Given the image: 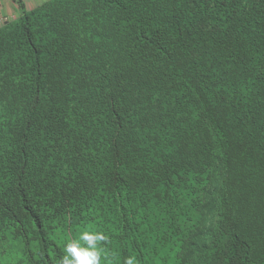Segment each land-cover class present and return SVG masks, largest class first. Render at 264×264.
Here are the masks:
<instances>
[{"label": "trees", "instance_id": "1", "mask_svg": "<svg viewBox=\"0 0 264 264\" xmlns=\"http://www.w3.org/2000/svg\"><path fill=\"white\" fill-rule=\"evenodd\" d=\"M13 1L0 264H264V0Z\"/></svg>", "mask_w": 264, "mask_h": 264}, {"label": "clouds", "instance_id": "2", "mask_svg": "<svg viewBox=\"0 0 264 264\" xmlns=\"http://www.w3.org/2000/svg\"><path fill=\"white\" fill-rule=\"evenodd\" d=\"M14 5V12L16 4ZM25 5H29L23 0ZM13 12V13H14ZM8 15L0 14V23L7 19ZM106 237L100 232L83 231L78 239L66 244V255L62 258V264H100L101 249L98 247V242L105 240ZM126 264H133L132 259H128Z\"/></svg>", "mask_w": 264, "mask_h": 264}, {"label": "crops", "instance_id": "3", "mask_svg": "<svg viewBox=\"0 0 264 264\" xmlns=\"http://www.w3.org/2000/svg\"><path fill=\"white\" fill-rule=\"evenodd\" d=\"M28 5L35 4L37 0H25ZM14 5L11 0H0V14H13Z\"/></svg>", "mask_w": 264, "mask_h": 264}, {"label": "rangeland", "instance_id": "4", "mask_svg": "<svg viewBox=\"0 0 264 264\" xmlns=\"http://www.w3.org/2000/svg\"><path fill=\"white\" fill-rule=\"evenodd\" d=\"M40 1H41V0H40ZM40 1H39V2H40ZM5 15L7 16V15H9V14H8V13H5Z\"/></svg>", "mask_w": 264, "mask_h": 264}]
</instances>
